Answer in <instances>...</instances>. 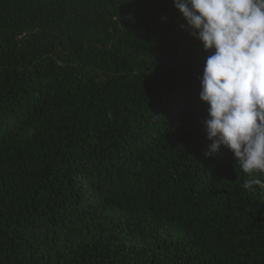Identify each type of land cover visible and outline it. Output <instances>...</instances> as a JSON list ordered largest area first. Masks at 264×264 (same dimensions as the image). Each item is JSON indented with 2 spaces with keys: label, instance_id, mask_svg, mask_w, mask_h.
Segmentation results:
<instances>
[{
  "label": "trees",
  "instance_id": "16d2710c",
  "mask_svg": "<svg viewBox=\"0 0 264 264\" xmlns=\"http://www.w3.org/2000/svg\"><path fill=\"white\" fill-rule=\"evenodd\" d=\"M184 23L173 0H0V264H264V190L205 157Z\"/></svg>",
  "mask_w": 264,
  "mask_h": 264
},
{
  "label": "clouds",
  "instance_id": "9594fccd",
  "mask_svg": "<svg viewBox=\"0 0 264 264\" xmlns=\"http://www.w3.org/2000/svg\"><path fill=\"white\" fill-rule=\"evenodd\" d=\"M173 7L208 53L198 93L211 141L205 157L227 149L252 177L242 188L264 190V0H173Z\"/></svg>",
  "mask_w": 264,
  "mask_h": 264
}]
</instances>
